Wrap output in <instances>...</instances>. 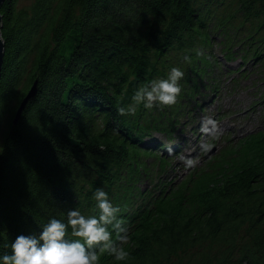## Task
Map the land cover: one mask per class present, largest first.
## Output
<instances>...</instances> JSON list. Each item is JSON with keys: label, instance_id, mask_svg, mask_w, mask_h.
Listing matches in <instances>:
<instances>
[{"label": "trees", "instance_id": "obj_1", "mask_svg": "<svg viewBox=\"0 0 264 264\" xmlns=\"http://www.w3.org/2000/svg\"><path fill=\"white\" fill-rule=\"evenodd\" d=\"M1 16L0 252L68 208L91 213L102 186L121 205L131 255L103 253L101 264H264V0H34L28 9L6 0ZM177 64L186 74L176 104L118 113ZM233 73L235 82L258 73L259 124L169 180L173 154L148 138L174 140L199 82L217 91Z\"/></svg>", "mask_w": 264, "mask_h": 264}, {"label": "clouds", "instance_id": "obj_2", "mask_svg": "<svg viewBox=\"0 0 264 264\" xmlns=\"http://www.w3.org/2000/svg\"><path fill=\"white\" fill-rule=\"evenodd\" d=\"M197 54L202 55V50ZM183 60L191 63L192 56L186 53ZM185 74L183 67L172 65L164 76L139 85L129 103L118 105V113L135 115L141 106L152 109L176 104ZM92 199L91 213L68 208L63 217L51 216L38 233L21 232L4 243L10 250L0 252V264H101L103 253L117 262L126 261L131 253L125 245L131 236L121 205L102 186L95 189Z\"/></svg>", "mask_w": 264, "mask_h": 264}, {"label": "rangeland", "instance_id": "obj_3", "mask_svg": "<svg viewBox=\"0 0 264 264\" xmlns=\"http://www.w3.org/2000/svg\"><path fill=\"white\" fill-rule=\"evenodd\" d=\"M33 1L17 0V9H28ZM213 49L214 53L222 61H225L219 46L215 44ZM226 63L227 66L236 68L239 65V60ZM236 75L237 73L226 74L220 78L217 91L206 87L205 81L199 82V87L195 92L196 97L190 103L188 101L185 114L181 117L180 124L178 123L179 129L175 132L174 140L168 142L158 132L148 138V143L152 146H155L157 142L164 143V149L165 147L178 146V151L172 153V165L169 167V171L165 172L170 176L169 180L171 177L174 180L181 178L193 166H199L202 163L204 165L229 144L228 140L231 142L237 140L259 124L260 103L256 104V101L262 90L259 87L261 84H253V79L258 77V73H252L240 82L231 81V78ZM196 100L200 105L196 104ZM199 120H205L204 126L195 129ZM206 127L209 128L204 130ZM163 150L161 149L159 153H165ZM153 161L154 157L146 159L148 164ZM146 185L145 181L141 182L142 188Z\"/></svg>", "mask_w": 264, "mask_h": 264}, {"label": "water", "instance_id": "obj_4", "mask_svg": "<svg viewBox=\"0 0 264 264\" xmlns=\"http://www.w3.org/2000/svg\"><path fill=\"white\" fill-rule=\"evenodd\" d=\"M5 1L6 0H0V77H1L2 65H3V61H4V54H5V43H4V40L2 39V33H1V28H2L1 8H2ZM37 90H38V80H36L34 82L32 87L30 88V90L28 91V93L26 94L24 99L22 100V102H21V104L17 110L16 116L14 119V123L18 122L23 109L25 108L27 103L36 95Z\"/></svg>", "mask_w": 264, "mask_h": 264}, {"label": "bare ground", "instance_id": "obj_5", "mask_svg": "<svg viewBox=\"0 0 264 264\" xmlns=\"http://www.w3.org/2000/svg\"><path fill=\"white\" fill-rule=\"evenodd\" d=\"M204 122H205V120H203V121H202V120H199V123L195 126V129H196V128H200L201 126H204V125H203ZM214 122H215V120H214ZM214 122H213V123H214ZM208 128H209V127H206L204 130H206V129H208ZM211 131H212V130H211ZM211 131H210V132H211ZM210 132H209V133H210ZM165 149H166L167 151L171 152V151L169 150L168 147H165Z\"/></svg>", "mask_w": 264, "mask_h": 264}]
</instances>
